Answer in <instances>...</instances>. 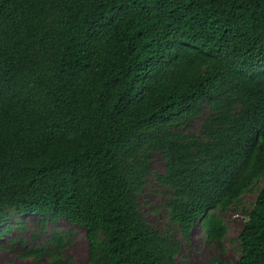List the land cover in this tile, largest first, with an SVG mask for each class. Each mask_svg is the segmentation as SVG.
<instances>
[{"label":"trees","instance_id":"16d2710c","mask_svg":"<svg viewBox=\"0 0 264 264\" xmlns=\"http://www.w3.org/2000/svg\"><path fill=\"white\" fill-rule=\"evenodd\" d=\"M152 152L180 238L140 208ZM256 187L235 264H264V0H0V224L81 226L90 264H179Z\"/></svg>","mask_w":264,"mask_h":264},{"label":"rangeland","instance_id":"374dc122","mask_svg":"<svg viewBox=\"0 0 264 264\" xmlns=\"http://www.w3.org/2000/svg\"><path fill=\"white\" fill-rule=\"evenodd\" d=\"M203 116L192 121L191 129H198ZM166 161L159 152L151 153V173L146 182L145 190L140 197V208L148 221L161 231H170L180 238L179 228L168 217L166 202L170 189L157 183L156 175L164 173ZM258 188L247 192L239 206H233L226 211H219L225 221L228 233L221 243L209 240L202 232L200 223L192 229L190 240L183 241L178 255L179 264H211L214 258L235 264L240 258L238 235L248 218L242 208L251 209L256 202ZM68 232L69 244L63 250V257L69 258L71 264H90L88 262V240L83 227L72 225L61 219L53 224L48 220L41 223V218L35 214L15 215L8 217L5 224H0V264H50L53 233ZM46 247L41 255L31 253Z\"/></svg>","mask_w":264,"mask_h":264}]
</instances>
